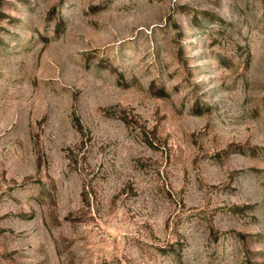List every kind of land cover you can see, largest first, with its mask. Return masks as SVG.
<instances>
[{"label":"rangeland","instance_id":"1","mask_svg":"<svg viewBox=\"0 0 264 264\" xmlns=\"http://www.w3.org/2000/svg\"><path fill=\"white\" fill-rule=\"evenodd\" d=\"M0 264H264V0H0Z\"/></svg>","mask_w":264,"mask_h":264}]
</instances>
